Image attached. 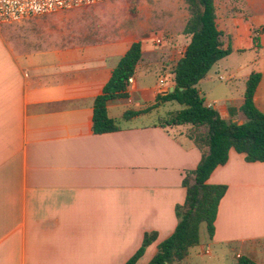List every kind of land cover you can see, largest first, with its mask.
<instances>
[{"label": "crops", "instance_id": "0c3cea01", "mask_svg": "<svg viewBox=\"0 0 264 264\" xmlns=\"http://www.w3.org/2000/svg\"><path fill=\"white\" fill-rule=\"evenodd\" d=\"M170 2L157 15L132 17L163 16L152 33L86 30L112 11L105 2L80 10L83 21L72 33L0 23V264H124L152 231L156 239L136 262L147 264L174 231L182 179L201 157L184 125L161 126L164 113L182 105L167 101L123 119L126 110L144 109L174 89L189 13L184 0ZM213 4L222 47L231 52L196 87L206 105L240 124L251 72L260 73L253 99L264 113V0ZM137 41L141 56L128 96L107 102L121 128L94 134V98ZM207 182L226 185L213 235L199 228L198 244L174 264H264V161L247 162L230 149Z\"/></svg>", "mask_w": 264, "mask_h": 264}, {"label": "trees", "instance_id": "16d2710c", "mask_svg": "<svg viewBox=\"0 0 264 264\" xmlns=\"http://www.w3.org/2000/svg\"><path fill=\"white\" fill-rule=\"evenodd\" d=\"M188 19L183 29L190 36L184 55L173 67L174 89L158 94L155 103L141 110H126L123 119L149 111L167 101H174L182 108L161 119V126L190 125L189 138L200 150L201 157L195 169L186 171L182 185L185 197L175 206L177 223L174 231L157 244L152 259L147 264H174L181 261L190 248L199 242V228L204 224L208 237L214 232V221L220 199L226 191L224 184H209L211 172L228 160L230 149L244 155L247 162L264 161V113L254 103V92L260 80L259 72H251L245 81L243 103L240 111L245 117L238 124L220 116L212 106L204 103L196 84L212 65L228 55L231 48H223L221 32L216 25L213 0H184ZM131 11V10H130ZM141 56V43L133 42L119 58L109 80L94 98L92 132L101 134L121 128L108 115L107 102L128 96V78L133 76ZM156 239V232H146L139 248L124 264H136L145 248ZM236 264H255L240 258Z\"/></svg>", "mask_w": 264, "mask_h": 264}, {"label": "rangeland", "instance_id": "374dc122", "mask_svg": "<svg viewBox=\"0 0 264 264\" xmlns=\"http://www.w3.org/2000/svg\"><path fill=\"white\" fill-rule=\"evenodd\" d=\"M150 1L151 0H144L142 2L141 0L105 1V3L113 5L110 6L112 11L104 15V19H100V21L97 20L95 23L93 22L92 25H89L88 27V24L86 23L85 29L89 31L97 30V32H99L100 34H109L110 32H119L121 30H134L136 32H139L140 30L145 28H148V32L150 33H152L153 31L155 32V26L163 20V16H154L155 14H151L152 18H149L147 20L145 16L142 18L141 22L132 17L140 18V16L148 14L150 12L149 10H152L157 15L159 13L157 12L158 8L166 9L170 7L171 2L170 0H153V3L156 5V7H152L153 5ZM97 4L99 3L89 6L71 8L67 10H59L50 14L31 16L16 23L27 22V24L30 25L35 32L39 33L42 32L43 29H48L52 32L62 31L63 33H72V31L69 32L70 29L76 28V26L79 25L78 23L83 21H78V17H76L78 13H81L80 10H85L86 8L93 7ZM72 15H74L75 17H72ZM172 107L175 108L174 106ZM172 107H168L167 110H174L172 109ZM164 114L165 116H167L169 113L165 112ZM180 129L185 134H188L190 131V127L187 125L181 126ZM200 232H205L204 224L200 225Z\"/></svg>", "mask_w": 264, "mask_h": 264}, {"label": "built area", "instance_id": "2783aa9c", "mask_svg": "<svg viewBox=\"0 0 264 264\" xmlns=\"http://www.w3.org/2000/svg\"><path fill=\"white\" fill-rule=\"evenodd\" d=\"M113 0H0V23L19 22L31 16L50 14L59 10L89 6ZM157 42H160L157 39ZM132 78H128V83ZM164 82L163 79L160 80Z\"/></svg>", "mask_w": 264, "mask_h": 264}, {"label": "water", "instance_id": "95a60500", "mask_svg": "<svg viewBox=\"0 0 264 264\" xmlns=\"http://www.w3.org/2000/svg\"><path fill=\"white\" fill-rule=\"evenodd\" d=\"M172 90H173V88H170L169 90H167V91L165 92V94L168 93V92H171Z\"/></svg>", "mask_w": 264, "mask_h": 264}]
</instances>
